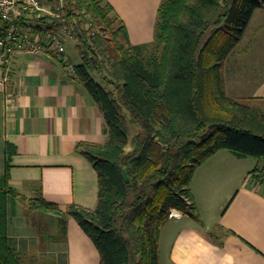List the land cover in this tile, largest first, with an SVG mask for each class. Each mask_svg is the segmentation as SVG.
<instances>
[{"label": "trees", "instance_id": "1", "mask_svg": "<svg viewBox=\"0 0 264 264\" xmlns=\"http://www.w3.org/2000/svg\"><path fill=\"white\" fill-rule=\"evenodd\" d=\"M45 1L52 9L59 2ZM62 1L53 19L72 28L81 58L74 78L102 112L107 136L104 144L76 146L97 171L95 208L72 204L64 212L93 241L99 264H159L171 211L199 218L190 183L203 162L221 149L264 160V111L229 96L224 75L264 0H162L154 40L139 45L107 0ZM48 18L40 17L38 31ZM8 169L0 187V264H31L8 237L6 196L18 195L7 185ZM30 204L60 210L40 195ZM66 224L58 219V239L65 240Z\"/></svg>", "mask_w": 264, "mask_h": 264}, {"label": "crops", "instance_id": "2", "mask_svg": "<svg viewBox=\"0 0 264 264\" xmlns=\"http://www.w3.org/2000/svg\"><path fill=\"white\" fill-rule=\"evenodd\" d=\"M107 1L124 22L131 44L154 40L162 0ZM243 39L249 49L264 48V7L253 12ZM239 58L234 51L224 63L226 92L228 76L236 75L233 69L238 70ZM64 59L72 63L66 46L61 56L16 53L7 83L0 86V187L9 164L7 185L18 192L6 196L8 237L31 264H99L95 244L64 211L72 204L88 209L97 204V171L76 146L104 144L105 120L83 83L67 71ZM262 64L252 68L257 76L249 84V93L233 98L252 105L264 103ZM217 153L196 169L190 183L199 221L171 211L160 233L159 264L161 254L164 264H264V190L247 175L239 176L243 158ZM256 167H264V161ZM37 195L60 210L33 208L30 200ZM204 200L211 209L220 210L213 228L203 219ZM28 210L37 215L28 216ZM40 215L47 224L43 227ZM61 217L67 222L65 240L58 239Z\"/></svg>", "mask_w": 264, "mask_h": 264}, {"label": "built area", "instance_id": "3", "mask_svg": "<svg viewBox=\"0 0 264 264\" xmlns=\"http://www.w3.org/2000/svg\"><path fill=\"white\" fill-rule=\"evenodd\" d=\"M63 1L54 3V9L45 0H0V86L7 83L12 58L16 53L61 56L65 52V37L74 38L72 28L55 23L60 18ZM49 15L42 22V31L37 30L40 17ZM29 19V21H25ZM41 25V26H42ZM52 25L54 28H51ZM67 71L75 77L74 64L64 59ZM247 179L264 190V167L249 173Z\"/></svg>", "mask_w": 264, "mask_h": 264}, {"label": "rangeland", "instance_id": "4", "mask_svg": "<svg viewBox=\"0 0 264 264\" xmlns=\"http://www.w3.org/2000/svg\"><path fill=\"white\" fill-rule=\"evenodd\" d=\"M256 20H257V17H256ZM42 27H45V26L42 25ZM244 41L245 39H243V41H241L240 39V41L238 42L239 44H237L234 49L236 54H238V57H240L238 61V70L233 69L236 75L232 77L228 76V84H230V88H228L227 94L230 96L232 95V97L233 95L242 96V95H246L245 93L247 94L249 93L247 92L249 88V84L254 82L257 76L255 73H252L253 71L252 68L260 66L259 64L264 62L263 45H256V46H253V49H249L247 47L248 45ZM64 43L66 46V53L69 55L70 61L73 64L80 63L81 58L79 55L78 48L76 47L75 38L70 39L68 37H65ZM234 51H232L229 56H231V54H233ZM229 58H232V57H229ZM234 81L236 84L233 83ZM231 85H235V87H232ZM235 88L236 90H234ZM255 105L264 111V103L262 104L257 103ZM135 132H136V129L132 126L130 129L129 136H132L133 134H135ZM215 156H236V155L230 152L229 150L221 149L218 151V153ZM263 161H264L263 159L256 158V157H244L240 162L245 165H243L240 168L239 176L242 177L244 175L243 176V179H244L246 175L248 176L249 174L248 171L252 170L257 165L261 166ZM200 205L202 207L204 221L208 224L209 227L213 228V225H215V223L218 221L220 210L218 208L211 209L210 202H207L205 200L201 202ZM28 212H29L28 216H31L33 214V217H35L37 215V213L35 212L32 213L31 210H28ZM196 221H199V219H196ZM38 222L40 223V226L42 227L44 225H47L42 215L39 216ZM161 260H162L161 264H164V257H162V254H161Z\"/></svg>", "mask_w": 264, "mask_h": 264}, {"label": "water", "instance_id": "5", "mask_svg": "<svg viewBox=\"0 0 264 264\" xmlns=\"http://www.w3.org/2000/svg\"><path fill=\"white\" fill-rule=\"evenodd\" d=\"M123 177L125 181H128L129 178L125 168L123 169Z\"/></svg>", "mask_w": 264, "mask_h": 264}]
</instances>
